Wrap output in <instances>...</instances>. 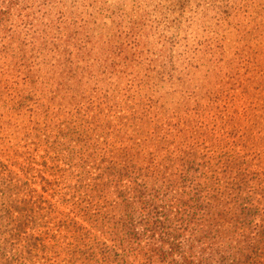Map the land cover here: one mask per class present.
I'll return each instance as SVG.
<instances>
[{
	"label": "rangeland",
	"instance_id": "rangeland-1",
	"mask_svg": "<svg viewBox=\"0 0 264 264\" xmlns=\"http://www.w3.org/2000/svg\"><path fill=\"white\" fill-rule=\"evenodd\" d=\"M262 213L264 0H0V264H260Z\"/></svg>",
	"mask_w": 264,
	"mask_h": 264
},
{
	"label": "trees",
	"instance_id": "trees-1",
	"mask_svg": "<svg viewBox=\"0 0 264 264\" xmlns=\"http://www.w3.org/2000/svg\"><path fill=\"white\" fill-rule=\"evenodd\" d=\"M239 200H236L235 201V206H239ZM245 210V209H244ZM256 211L257 210H254L252 214H256ZM251 211H248V213H250ZM251 214V215H252ZM250 215V216H251ZM264 218V213L261 214ZM264 220V219H263ZM264 226V225H263ZM260 232V231H259ZM157 234V231L155 232ZM155 234L153 235H150V236H146L144 235V237L148 240V246H149V249L151 252H154L153 250V247L154 245L157 244V237L155 238L154 237ZM163 240V239H162ZM163 243L166 244V241L163 240ZM254 248L256 249L257 253H256V256L255 257H263L264 256V227H263V230L260 232V237L259 238H256L255 241H254ZM130 254V253H129ZM131 255V254H130ZM139 255V254H138ZM131 256H135V255H131ZM146 258H153L155 257L154 255L150 254L148 256H145ZM260 264H264V262H261Z\"/></svg>",
	"mask_w": 264,
	"mask_h": 264
}]
</instances>
